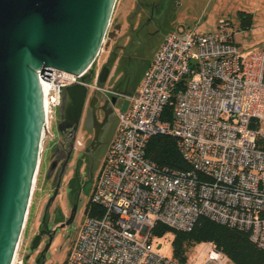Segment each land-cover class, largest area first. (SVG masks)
<instances>
[{
	"label": "built area",
	"instance_id": "built-area-1",
	"mask_svg": "<svg viewBox=\"0 0 264 264\" xmlns=\"http://www.w3.org/2000/svg\"><path fill=\"white\" fill-rule=\"evenodd\" d=\"M230 25L221 19L216 32L167 34L130 94V108L117 114L90 197L100 212L86 215L63 264H187L161 251L153 228L190 231L202 216L248 231L264 249V47L241 46ZM98 57L82 74L54 69L50 80L41 77L46 133L39 164L65 88L92 71L89 95L110 91L98 82L100 67L93 70ZM156 134L177 139L189 169L147 156ZM75 146H84L83 136ZM203 255L196 264H234L210 242ZM11 264H27L19 243Z\"/></svg>",
	"mask_w": 264,
	"mask_h": 264
},
{
	"label": "water",
	"instance_id": "water-1",
	"mask_svg": "<svg viewBox=\"0 0 264 264\" xmlns=\"http://www.w3.org/2000/svg\"><path fill=\"white\" fill-rule=\"evenodd\" d=\"M116 2L0 0V264L13 261L39 166L41 141L46 133L41 77L50 80L54 69L77 75L88 70L103 47ZM92 77L89 71L83 75L82 83L65 88L60 131L64 125L78 129L89 95L85 83ZM114 77L109 61L100 70L98 82L106 85ZM109 90L112 95L106 99L93 92L90 106L95 119L97 108L107 112L106 104H115L118 94H130L122 91L119 83ZM100 100L103 105L96 106ZM60 186L61 182L47 208ZM77 210L75 205L67 224L73 222ZM42 234L43 231L34 238L33 249L40 246ZM50 244L51 241L47 247ZM39 262L40 258L36 264Z\"/></svg>",
	"mask_w": 264,
	"mask_h": 264
},
{
	"label": "rangeland",
	"instance_id": "rangeland-1",
	"mask_svg": "<svg viewBox=\"0 0 264 264\" xmlns=\"http://www.w3.org/2000/svg\"><path fill=\"white\" fill-rule=\"evenodd\" d=\"M164 3L160 10L150 12L145 0H117L108 34L93 70H98L113 51H117L119 56L126 53L132 38H136L134 36L137 28H142L139 31L143 42L142 55L147 61L154 57L155 52L170 31L195 29L201 33L216 32L219 30L221 19H227L231 22L229 27L233 32L234 40L241 46L247 48L264 47V0H166ZM241 9L254 13L250 28H244L240 24L238 11ZM113 83L114 78L109 79L106 87L113 85ZM92 92L93 90L91 89L90 94ZM129 93H133L132 90ZM130 94H118L117 101L114 104V110L117 114L130 108ZM58 117H60V114ZM118 125V117H115L107 129L104 144L96 153L93 176L87 173L83 174L82 171L81 178L84 182V187L79 199L76 218L73 223L65 227L59 226L55 243L47 255L46 264H63L69 249L77 238L81 225L86 218L85 209L87 203L90 200L101 165L116 135ZM262 127L264 128V124ZM52 130L56 137L61 135L59 121L53 125ZM89 133L90 131L82 125L78 135L84 137V142H88L90 140ZM56 137H46L44 139V150L41 155L36 182L33 185L31 201L19 241L21 252L27 264H35L37 250L32 248V242L42 224L48 198L52 196L51 193L54 190V185L47 176V171L56 145ZM82 150L81 148L75 156L79 155ZM74 168L75 166L72 162L67 169L56 198L48 208V223L51 227L65 219L72 208V191L68 181ZM173 236L172 232H167L163 236L154 238L161 251L169 256H173ZM46 239L44 238L42 246L46 243ZM206 245L207 242H197L188 251L186 263L196 264L197 260L202 262Z\"/></svg>",
	"mask_w": 264,
	"mask_h": 264
},
{
	"label": "flooded vegetation",
	"instance_id": "flooded-vegetation-1",
	"mask_svg": "<svg viewBox=\"0 0 264 264\" xmlns=\"http://www.w3.org/2000/svg\"><path fill=\"white\" fill-rule=\"evenodd\" d=\"M166 0H145L146 6L150 9V12H155L156 10H160L164 6V2ZM142 28H137L135 36L136 38H132L130 45L128 46L126 53L122 54L121 56L118 55L117 51H113L106 62H104L100 66V70L102 67L107 63L111 62L112 67L114 68V83L113 85L107 87V88H113V86L117 83L120 84L121 87H123L122 91L125 92H134L137 88V85L140 83L141 79L140 76H143L144 71L149 66L150 61H147L144 56L142 55V48H143V42L140 38L139 31ZM139 82V83H138ZM93 95V94H92ZM92 95H88V99L86 101L81 122L79 124V127L77 130L73 129L72 127L68 125H64L63 131L61 132V135L56 137V145L53 150L51 163L47 171V176L49 179L52 180V183L54 185V190L51 193L53 195L56 186L59 182H63L64 176L66 175L67 169L69 165L73 162L75 168L72 172L70 179L68 183L70 184L71 189V197H72V208L70 212L66 215L65 219L58 222L55 226L51 227V225L48 223V207L47 204L45 207V213L43 214V218L45 217V220L42 218V224L38 229V232L36 233V236L43 231L41 244L40 246L35 249L37 250V254L35 257V264L37 260L40 258L39 264H46L47 262V255L52 248V246L55 243L56 234L58 231L59 226L65 227L69 224H67V221L71 217L73 208L75 205L78 206L79 199L81 196V192L84 187V182L82 180V171L83 174L87 173L91 176H93V166L95 162L96 153L99 150V148L104 144V138L105 134L107 132V129L111 123V121L117 117V113L114 110V104L110 106V104H106V111L97 108L96 109V115L97 119L94 118V113L92 111V108L90 106V99ZM100 98H107L112 95L111 91L106 92L105 94H98ZM103 105V101H99L96 106ZM95 107V106H94ZM107 113V117L106 116ZM60 117H58L59 125L61 123V111H60ZM85 114V115H84ZM84 125L89 131H90V140L88 142H84V146L82 147V152L75 156L76 153L79 151L76 146V139L79 134L81 126ZM89 125V127H88ZM55 136V135H54ZM56 162L55 167L52 171V174L49 175L52 164ZM51 198V197H50ZM48 198V199H50ZM49 201V200H48ZM48 203V202H47ZM51 205V204H50ZM76 218V217H75ZM74 218V220H75ZM73 220V222H74ZM72 222V223H73ZM60 224V225H59ZM44 238L46 239V243L42 246ZM52 239V240H51ZM51 241L50 246L47 247V244Z\"/></svg>",
	"mask_w": 264,
	"mask_h": 264
},
{
	"label": "trees",
	"instance_id": "trees-1",
	"mask_svg": "<svg viewBox=\"0 0 264 264\" xmlns=\"http://www.w3.org/2000/svg\"><path fill=\"white\" fill-rule=\"evenodd\" d=\"M240 24L244 28L252 26L254 15L241 9L238 11ZM263 141H261L262 144ZM264 147V143L262 144ZM147 156L161 166L185 170L190 163L184 158L177 139L167 134L154 135L147 146ZM86 215H98L100 208L90 199L85 209ZM153 232L163 236L173 233V256L186 262L188 251L197 242H210L226 253L234 264H264V249L259 248L250 239L249 232L232 228L226 224L202 216L190 231L175 230L163 224H156Z\"/></svg>",
	"mask_w": 264,
	"mask_h": 264
},
{
	"label": "crops",
	"instance_id": "crops-1",
	"mask_svg": "<svg viewBox=\"0 0 264 264\" xmlns=\"http://www.w3.org/2000/svg\"><path fill=\"white\" fill-rule=\"evenodd\" d=\"M253 15H254V13H253Z\"/></svg>",
	"mask_w": 264,
	"mask_h": 264
}]
</instances>
